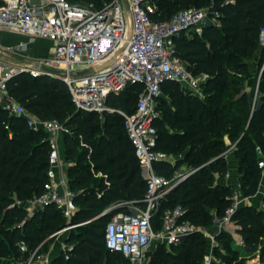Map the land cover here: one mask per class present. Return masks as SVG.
<instances>
[{"label":"trees","instance_id":"obj_1","mask_svg":"<svg viewBox=\"0 0 264 264\" xmlns=\"http://www.w3.org/2000/svg\"><path fill=\"white\" fill-rule=\"evenodd\" d=\"M68 1L93 2L100 7L110 0ZM213 2L220 6L222 26L210 23L201 36L183 33L176 41V53L188 69L195 75L209 74L203 84L205 97L185 92L178 83L166 82L163 93L180 94L168 114L170 124L177 130L170 132L157 125L158 148L177 152L188 144L183 163L199 168L188 181L169 193L163 209L183 204L188 208L187 218L199 225L211 224L214 212L222 215L234 194L230 186L213 187L215 176L208 168L218 166V173L227 174L229 165L225 152L235 143L234 151L243 171L239 178L241 191L244 196H254L262 179L258 152L259 149L264 152V71L259 86L260 103L253 111L257 77L250 91L241 78L248 71L247 59L258 56V70L264 62V47L259 42L260 29L264 26V0H160L161 18ZM7 86L10 96L38 117L57 119L69 130L63 138V154L66 161L75 159V163L68 166L67 174L78 206L71 222L79 225L65 233L64 240L70 248L51 254L50 264L128 262L122 253L109 250L105 243L107 223L117 211L101 216L117 202L143 198L147 190L143 167L125 129L124 117L118 112L106 113L104 135L98 139L102 127L99 122L92 123L90 115H100L78 110L62 80L20 73L10 79ZM141 90L140 86H129L122 93L111 95L109 104L114 97L129 92L133 94L131 99L138 101ZM137 101L124 110L135 111ZM4 102L5 99L0 103V264H27L41 244L38 253L49 251L56 238L51 235L64 227L66 219L55 204L34 213L18 204L45 193L51 147L45 131L29 127L26 119L11 114ZM167 102L163 94L160 106ZM160 111L167 113L166 109ZM107 149L109 156L102 157L100 154ZM208 160H212L210 166L202 167ZM175 167L170 162L156 164L158 172L168 177L174 175ZM130 168L135 177L128 175ZM234 218L248 249L253 251L262 245L264 254V209L241 206ZM220 241L226 251L217 250L222 264H245L244 259L238 260L239 251L232 247L231 233L222 234ZM23 243L27 246L25 250ZM207 248V239L202 233H196L183 245L174 247L173 252L162 247L154 262L202 264Z\"/></svg>","mask_w":264,"mask_h":264},{"label":"built area","instance_id":"obj_2","mask_svg":"<svg viewBox=\"0 0 264 264\" xmlns=\"http://www.w3.org/2000/svg\"><path fill=\"white\" fill-rule=\"evenodd\" d=\"M219 7L213 2L206 7L181 9L168 18H161L160 0H110L100 7L93 2L72 3L68 0H0V30L26 35L30 39L42 37L53 44L51 54L37 59V65L13 63L0 57V94L5 99L4 107L11 114L25 118L29 127L45 131L49 137L51 149L45 193L18 204L30 213L55 204L63 212L66 224L51 237L64 235L79 225L71 222L78 206L69 184V163L61 147L69 130L57 119L38 117L12 98L7 86L8 81L20 73L34 77L46 75L41 64L61 70L60 77H51L68 86L78 110L100 116L118 112L124 117L136 156L146 170L145 196L120 201L109 208L124 207L113 213L107 223L106 247L122 253L128 264H155L162 247L173 252L174 247L183 245L193 234L202 233L208 241L202 264L223 263L217 254V250L226 252L220 236L233 234L237 225L234 217L251 196L234 192L222 215L214 212L211 224L199 225L187 218L188 208L183 204L163 209L169 193L199 168L182 163L185 170L175 172L171 177L159 173L156 168L158 162L177 164L158 148L157 121L161 117L158 104L163 85L169 81L178 83L185 92L203 99V84L209 78L207 73L195 75L188 69L176 53V41L183 33L190 36L193 32L202 33L212 20L219 19ZM259 42L264 47V26L260 29ZM19 47L26 54L28 43ZM85 69L92 71L78 74ZM263 71L264 62L257 76L252 111L260 103L259 86ZM129 86L142 88L135 111L129 113L112 108L110 96L122 93ZM235 147L236 144H232L225 155ZM259 165L264 168V159ZM237 244L243 252L251 251L244 238ZM41 246L32 253L27 264H50L51 253H38ZM26 248L23 243L22 249ZM68 248L67 245L63 249ZM253 251L257 255L240 256L238 260L244 259L245 264H264L262 245Z\"/></svg>","mask_w":264,"mask_h":264},{"label":"rangeland","instance_id":"obj_3","mask_svg":"<svg viewBox=\"0 0 264 264\" xmlns=\"http://www.w3.org/2000/svg\"><path fill=\"white\" fill-rule=\"evenodd\" d=\"M211 23H213V25H215V26H219V27L222 26V21H221L220 18L217 19V20H212ZM192 34L195 37H199V36H201L202 33L193 32ZM4 45H5L4 43H0V48H2L4 50H8L10 52H16L19 55V57H21V59H23L25 56L32 57L33 55H40V54L42 55L44 53H48V48L44 44H40L39 47L32 48L30 50V54H29V50H28V53L25 56H24L25 53H23L20 50V47L13 48L11 46H4ZM47 55L49 56V54H47ZM258 61H259V57L258 56L254 57V58H251V59H247V62L249 63L248 71H247V73L244 76L245 78L243 76L241 77V78L245 79L243 84H244V87L246 88V90L247 89L248 90L251 89V84L255 80V78L257 77V74H258V71H259L258 70L259 69L258 68V65H259ZM234 71L236 72V70H234ZM129 93H127L125 95H120L118 97H114L110 101V106L112 108H115V109L124 110L125 106L135 105L137 99L136 98L131 99L130 96H133V94L130 95ZM163 94H164V97H166L168 102H167V105H165V106H160V104H159L158 105V109L159 110L161 108L162 109H166L167 113H162L161 112V117L163 118V121L161 120L162 118L160 117V119L157 121V125H158L159 129H167L170 132H175L177 130V127H175L172 124H170L171 123V118L169 117L168 114H170L171 111H173V109H174L173 108V106H174V102L173 101H174V99H180V94L173 95V93H171L169 91H165ZM123 97H127V98H123ZM90 116L93 117L92 123L99 122L101 124L102 128H101L100 134L97 136V138L100 139L101 135L102 136L104 135V129H105L104 126L106 124L108 116H106V115H104V116L90 115ZM121 122H122V120H121ZM96 147H97V144H96ZM188 147H189L188 144H185L180 150H177V152L171 151V148L167 149L166 151L163 150V151H165L168 154V157H169V159L171 161H175L176 160V162H177L174 173L175 172L176 173H180L182 170H185V166L181 165V164L185 160V156H186ZM109 153H110L109 149H107V150L103 151L100 155L102 157H108ZM232 155L236 156L234 150L232 151ZM262 159H264V152L261 149H259L258 161L260 162V160H262ZM211 161L212 160L206 161L202 165V167L203 166L209 167L210 166L209 164L211 163ZM235 162L237 164V167H236L237 169L236 170H238L240 175H241V173L243 171H241V169L239 167V159H237V157L235 158ZM259 162H258V166L262 170V179H261V182H262L264 180V168L260 167ZM68 163H69V165L74 164L75 163V159L74 160L72 158L69 159ZM171 165H173V164H171ZM218 170H219L218 166L217 167H213V168H211V167L208 168V171L212 172L214 174V176H215V181H214L213 187H216L218 185L228 186V185L224 184L225 183L224 178H225L226 174L225 175H221L220 173H218ZM142 171H143V175H146V170L143 169ZM128 175H131L132 177H135L133 169L130 168ZM189 179H190V177L186 178L185 181H188ZM230 187L234 190V192H237L238 194L239 193L241 194V192H239V190H238V188H239L238 186H230ZM137 189H138V187H137ZM260 197L264 198V186L262 187V191L260 193ZM256 202H257L256 199H251L249 201L244 202L242 204V206H246V207H249V208L251 207L253 210H258V207L256 206ZM110 207L111 206H109L107 209H109ZM263 207H264V204H263ZM262 209H264V208H262ZM234 233H235V237L238 239L239 235H238L237 231H235ZM64 236H65V234L63 236H61V235L56 236V238L53 240V242L51 244V247H50L48 252H50L51 254H55V252H57V250H60L63 247V245H64ZM234 241L232 243V247L234 249H236L237 247L235 246ZM263 245H264V243H263ZM241 252H242V250H241ZM125 264H128V262L126 261Z\"/></svg>","mask_w":264,"mask_h":264},{"label":"crops","instance_id":"obj_4","mask_svg":"<svg viewBox=\"0 0 264 264\" xmlns=\"http://www.w3.org/2000/svg\"><path fill=\"white\" fill-rule=\"evenodd\" d=\"M11 39V40H10ZM0 43H4L5 45L4 46H11L13 48H17L19 47L20 45L24 44V43H28V50H29V54H30V50L32 48H35V47H39L40 44H44L47 46L48 48V53H44V54H40V55H33L32 57H29V56H25L27 53H28V50L26 51V54H24V58L21 59V57H19V55L16 53V52H10L8 50H4L2 48H0L1 51H3L7 57H4L5 60L9 61V62H13V63H22V62H28V63H34L36 62L37 59L39 58H42V57H47L48 55L47 54H51L52 52V42L49 41L48 39H45V38H42V37H36L35 39H30L28 36L26 35H20V34H16V33H11L9 31H3V30H0ZM252 86V84H251ZM251 89H247V91H250ZM3 102V97L1 96L0 94V103ZM62 147V152H63V143L61 145ZM227 157V160H228V165H229V169H228V172H229V175L225 176L224 178V181L226 185L228 186H238V190L239 192L242 193L241 191V187L239 186L240 182H239V178H240V173L238 170H236L237 168V164L235 162V158L236 156H233L232 155V151L230 153H228V155L226 156ZM264 186V180L261 182L260 184V187H259V191L257 192L256 195L254 196H251V199H256L257 202H256V206L258 207L259 210H261L263 207V204H264V198H261L260 197V193L262 191V187ZM250 199V200H251ZM238 229H239V225H236L234 228H233V237H234V243H235V246L237 247L236 250H238L240 253H239V257L241 256H248V255H257L256 252L254 251H246V252H241V247L237 244L241 238H243V236L238 232ZM235 231H237L239 237L238 239L235 237ZM63 236V235H61ZM65 238V237H64ZM66 245V242L64 240V245L61 249H63ZM261 246V245H260ZM59 251V250H57ZM239 259V258H238Z\"/></svg>","mask_w":264,"mask_h":264},{"label":"water","instance_id":"obj_5","mask_svg":"<svg viewBox=\"0 0 264 264\" xmlns=\"http://www.w3.org/2000/svg\"><path fill=\"white\" fill-rule=\"evenodd\" d=\"M0 57L4 58V57H7V55H6L3 51L0 50ZM32 64L37 65V63H35V62L32 63ZM40 67H41V70H42L44 73H46L47 76H50V77H51V76L60 77V76L62 75L61 70L56 69V68L51 67V66H48V65H46V64H41ZM98 68H100V66L97 67V69H98ZM91 71H92V69H85V70L78 71V74H86V73H89V72H91ZM72 74H75V72H73ZM121 208H123V207H114V208H112V209H106V210L101 214V216L106 215V214H108V213H110V212L118 211V210L121 209Z\"/></svg>","mask_w":264,"mask_h":264}]
</instances>
